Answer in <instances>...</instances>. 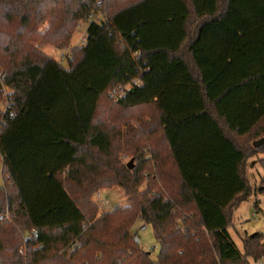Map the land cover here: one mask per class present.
<instances>
[{"label": "trees", "instance_id": "obj_1", "mask_svg": "<svg viewBox=\"0 0 264 264\" xmlns=\"http://www.w3.org/2000/svg\"><path fill=\"white\" fill-rule=\"evenodd\" d=\"M125 1L0 0V253L10 213L22 241L38 235L17 264H42L65 248L68 258L54 263L250 264L264 256V235L249 237L243 254L228 228L253 192L250 162L264 170V147H253L264 138V0ZM98 7L105 19L90 22L67 65L36 49L68 48ZM184 85L197 88L203 108L169 118L155 99ZM107 94L110 126L96 121ZM129 116L151 118L128 131L126 151L139 161L132 170L114 148L123 134L115 124ZM65 183L88 197L119 187L129 204L88 221ZM139 221L161 247L156 261L134 241Z\"/></svg>", "mask_w": 264, "mask_h": 264}, {"label": "rangeland", "instance_id": "obj_2", "mask_svg": "<svg viewBox=\"0 0 264 264\" xmlns=\"http://www.w3.org/2000/svg\"><path fill=\"white\" fill-rule=\"evenodd\" d=\"M98 4L104 2V0H96ZM133 0H126L124 5L131 3ZM123 3V2H122ZM107 10L101 7H98L97 10L92 11L89 14V17L79 23L77 30L74 33V36L68 46V48H57L52 44H42L38 43L35 45L36 49H38L42 54H46L51 56L53 59L60 61L61 63H66V59L71 56L72 51L76 47H80L85 44L86 40V30L89 27L91 21L101 22L106 17ZM50 26V19H47L43 22V25L38 28V32L43 33ZM60 54H64L66 58H61ZM185 88H171L169 89V96L172 98L168 102L167 105L164 104V98H162L161 105L167 116L173 119H179L187 114L195 113L203 108L202 106V98L201 94L197 90L195 86L184 85ZM177 86V87H184ZM8 92V91H7ZM168 96V95H167ZM114 102H112L113 104ZM111 103L108 104V94L101 100L99 105V111L97 113L96 121L99 123H103L109 125V120L111 118L109 107L112 106ZM114 105V104H113ZM128 115V113H125ZM137 115V114H136ZM114 118V117H112ZM151 118L146 117L143 121H138V119L134 117L123 118L122 120L116 122L115 128L121 129L123 132L122 136L117 138L114 148H119L121 146L120 152L117 154L120 157L121 164L128 168V164L133 162V169L139 166V161L133 157L126 151L125 143L127 140H130V136L128 131L133 128L139 129L143 127V123H150ZM135 129V130H137ZM133 130V131H135ZM133 134V132H132ZM135 135V134H134ZM140 138V137H139ZM154 140L161 141L159 134H157ZM264 155H261L260 158H263ZM130 170V169H129ZM132 170V169H131ZM264 177V170L260 166L259 163L255 160H252L248 169V178L251 184L252 193L248 197L249 199L240 204V206L235 211V216L233 219L232 225L228 228L230 235L235 243L238 246L239 250L244 254L246 253V247L244 245L245 241L255 235L262 234L264 235V191H262L261 187V179ZM2 184V174H1V162H0V185ZM141 191L148 186V180L146 179L142 184ZM65 187L69 189L72 197L75 199L76 203L83 210L85 217L87 220H90V217L93 213L96 212V216H100L102 213L110 212L114 210L116 207H126L129 204L127 201V197L125 195V191L119 187H111L110 189H99L91 196L85 195L80 189H73L71 185L65 183ZM72 189V190H71ZM166 193V190L162 188ZM179 214V208L176 210ZM181 211V210H180ZM189 214V213H188ZM2 221L1 228V238H3L5 242V249L2 253H0V264H17L19 259L22 258L23 261H26V253L24 251V242L25 238L22 241V237L19 236L18 227L14 226L13 221L9 220L10 213H5ZM12 224V225H11ZM133 234H137L140 236L142 240V244L140 248L146 252L151 253V259L156 261L160 254V246L157 242L152 227L150 225L145 224L143 221H139L132 229ZM26 237V236H25ZM21 243L19 246L18 244ZM60 249V248H59ZM69 249L61 250V252L55 256V254L51 257L50 261H47L42 264H57L54 263L57 259L62 255H65V258H68L69 255L65 254ZM250 264H264V256L257 259H247Z\"/></svg>", "mask_w": 264, "mask_h": 264}, {"label": "built area", "instance_id": "obj_3", "mask_svg": "<svg viewBox=\"0 0 264 264\" xmlns=\"http://www.w3.org/2000/svg\"><path fill=\"white\" fill-rule=\"evenodd\" d=\"M60 57L61 58H66L64 54H60ZM136 84V82H135ZM130 87V85H125V86H122L119 88V90L117 92H115L116 94L114 95V101L117 103L119 101V97L122 95V92L125 90V89H128ZM8 91V92H7ZM9 90L8 89H4L3 90V98H4V101L2 102V108L4 110L5 113H9V116L10 117H13L14 116V112L13 111H9L8 109L11 107V101L9 99ZM37 232L35 230H33L30 234H28L26 237H25V241H28L30 240L31 238L33 237H37ZM134 241L136 244L138 245H141L142 244V240L140 238V236L138 235H135L134 236Z\"/></svg>", "mask_w": 264, "mask_h": 264}, {"label": "crops", "instance_id": "obj_4", "mask_svg": "<svg viewBox=\"0 0 264 264\" xmlns=\"http://www.w3.org/2000/svg\"><path fill=\"white\" fill-rule=\"evenodd\" d=\"M186 86H184V87H177V86H169V88H167L165 91H164V93L162 94V95H160L158 98H156L155 99V101L159 104V105H161V102L160 101H162V98L165 96V93H167L166 94V97L164 98V104L165 105H167L168 104V102L171 100V98H172V96L170 95L169 96V89H171V88H185ZM168 95V96H167ZM202 106H203V104H202ZM200 111V110H199ZM167 114V113H166Z\"/></svg>", "mask_w": 264, "mask_h": 264}, {"label": "water", "instance_id": "obj_5", "mask_svg": "<svg viewBox=\"0 0 264 264\" xmlns=\"http://www.w3.org/2000/svg\"><path fill=\"white\" fill-rule=\"evenodd\" d=\"M253 147L255 149H259V148H262L264 147V138L260 139V140H257L255 142H253ZM128 168L131 170L133 169V162L131 161L129 164H128Z\"/></svg>", "mask_w": 264, "mask_h": 264}]
</instances>
